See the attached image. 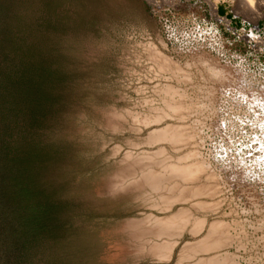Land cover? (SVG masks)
<instances>
[{"label": "rangeland", "instance_id": "rangeland-1", "mask_svg": "<svg viewBox=\"0 0 264 264\" xmlns=\"http://www.w3.org/2000/svg\"><path fill=\"white\" fill-rule=\"evenodd\" d=\"M176 90L189 113L147 124ZM167 125L195 137L152 142ZM197 160L199 182L213 175L221 192L168 211L130 176ZM184 208L191 222L160 262L146 249L157 240L135 233ZM197 218L207 222L194 234ZM218 220L231 245L180 261ZM226 252L264 264V0H0V264H197Z\"/></svg>", "mask_w": 264, "mask_h": 264}, {"label": "bare ground", "instance_id": "bare-ground-1", "mask_svg": "<svg viewBox=\"0 0 264 264\" xmlns=\"http://www.w3.org/2000/svg\"><path fill=\"white\" fill-rule=\"evenodd\" d=\"M254 1L255 0H252V3L250 4L251 5L254 4ZM155 55H157V57H159L162 60L161 61L158 58V60L161 62L160 64L163 63L162 67L164 69H167L170 66V60L167 57L161 55L159 52ZM180 70H178L177 67L175 69V73H177L179 76L178 78L188 79L189 76L187 75V73H181ZM213 71L211 70V74H214ZM170 89L171 88L168 87L166 88V91L171 92ZM172 94H173V96H171L172 99L166 102V110H164L163 113L161 112L162 115L157 114V116H155L154 118H147V119L145 118V122L147 124H151L153 122H159L165 116H168V113H173L177 116H181V118L184 115H187V113H189L191 107L189 106V104L187 105L185 101L181 100V97H183L182 93L176 90L173 91ZM175 97L178 100L174 99ZM194 137L195 136L192 134L191 131H189L188 127L167 125L157 135H153L151 141L152 142L164 141L165 143L166 142L170 143V145L172 144L174 146H179L180 144L191 142L194 139ZM195 154L197 153L196 152L190 153L188 157L186 156L187 159L184 160L185 161L184 163H186V160L192 158L193 156H194L193 158H195V156H197ZM151 157L152 156H150V158ZM179 164L176 163L170 164L165 167L159 166L160 169L158 168L150 171L146 170L147 172H145L144 169L139 167L138 169L141 172L130 173V176L132 175L133 177L136 176L137 174L141 175L140 180H138L140 185L139 188L146 186L153 192L154 191L162 192V193L159 192L160 194H162L160 195L161 198L160 201L162 202L163 209L167 211L170 210L176 202H180V201L185 202L201 196H206V197L209 196L215 198L219 195V193L221 192L220 187L216 184L211 183V181L213 182L212 179H214L213 175L207 177V179L211 181L206 182L204 184L199 182L202 175L204 176V173L207 168L205 164H203V162H199L197 160L195 162L186 165L184 164L179 165ZM131 172H135V171L131 170ZM193 206L196 209L198 208L199 210L202 209V210L215 211L219 209V207L221 206V201H213V202L198 201L194 203ZM191 213L192 212H190V210L184 208L178 211L177 213H173L168 216L152 217L154 215L152 216L150 215L151 217L148 219L146 218L147 221L143 223L149 225L150 227L148 229H138L135 235L139 238H146L149 236L154 237L157 241L146 245V249H149L150 253L153 256H155L157 260H159L160 262H169L174 257L175 249L178 246L180 239L183 238L185 232L184 230L186 229V226L191 222ZM206 222L207 221L205 218H197L192 220L193 227L191 229V232H193L194 234H198L199 232L201 233V230L205 226ZM232 239L234 238H232L231 235H229V233L227 232L226 223H224L221 220L215 221L211 224L209 233L204 239L196 243L187 242L184 245L183 249L180 252V261L196 259L198 258L197 254L201 252L219 250L220 248L229 245L232 242ZM240 246H238V248ZM233 257L235 258V255L232 256V254L226 252L222 254H216L214 257H210V258H199L197 264H238V261L236 262Z\"/></svg>", "mask_w": 264, "mask_h": 264}, {"label": "snow or ice", "instance_id": "snow-or-ice-1", "mask_svg": "<svg viewBox=\"0 0 264 264\" xmlns=\"http://www.w3.org/2000/svg\"><path fill=\"white\" fill-rule=\"evenodd\" d=\"M249 3H252V0H248Z\"/></svg>", "mask_w": 264, "mask_h": 264}]
</instances>
